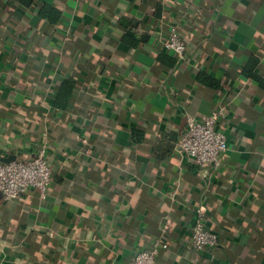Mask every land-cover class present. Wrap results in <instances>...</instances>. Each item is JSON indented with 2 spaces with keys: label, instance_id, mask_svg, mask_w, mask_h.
I'll return each mask as SVG.
<instances>
[{
  "label": "crops",
  "instance_id": "1",
  "mask_svg": "<svg viewBox=\"0 0 264 264\" xmlns=\"http://www.w3.org/2000/svg\"><path fill=\"white\" fill-rule=\"evenodd\" d=\"M219 105L228 148L200 167L175 144ZM45 142L44 196L0 198V264H126L156 239L157 264H264V0H0V162Z\"/></svg>",
  "mask_w": 264,
  "mask_h": 264
},
{
  "label": "built area",
  "instance_id": "2",
  "mask_svg": "<svg viewBox=\"0 0 264 264\" xmlns=\"http://www.w3.org/2000/svg\"><path fill=\"white\" fill-rule=\"evenodd\" d=\"M162 47L177 59L185 56V42L177 30H171L162 41ZM224 115V107L219 105L200 117L188 116L175 144V152L189 156L200 167L217 165L221 153L228 148L226 134L217 127L219 118ZM52 180L53 167L48 157L47 142L33 154L24 153L20 157L0 162V198L4 201L15 200L30 188L44 196ZM204 215L203 207L194 208L190 239L195 252L214 248L218 244V235L206 226ZM166 248V242L156 239L150 247L137 252L126 264H157L159 252ZM106 264L121 263L111 260Z\"/></svg>",
  "mask_w": 264,
  "mask_h": 264
},
{
  "label": "trees",
  "instance_id": "3",
  "mask_svg": "<svg viewBox=\"0 0 264 264\" xmlns=\"http://www.w3.org/2000/svg\"><path fill=\"white\" fill-rule=\"evenodd\" d=\"M20 1H21V3H23L26 6L30 5L33 2V0H20ZM39 14L42 17H47L50 21H54L58 18L57 10L54 9L53 7L49 6V5L42 6L40 8ZM251 68H252L251 66H248L247 68H245V73L246 74H252ZM198 79L200 81L208 83L209 85H215L216 84L213 79H211L210 77H208L206 75L199 74ZM63 86H65V89L61 88V90L58 94V97H57V103L59 105L60 104L62 105L63 101H66L68 99V96L70 95V92H71L72 86H71L70 82H65L63 84Z\"/></svg>",
  "mask_w": 264,
  "mask_h": 264
},
{
  "label": "water",
  "instance_id": "4",
  "mask_svg": "<svg viewBox=\"0 0 264 264\" xmlns=\"http://www.w3.org/2000/svg\"><path fill=\"white\" fill-rule=\"evenodd\" d=\"M14 157L12 156H8V158H6V160L5 161H9V160H11V159H13Z\"/></svg>",
  "mask_w": 264,
  "mask_h": 264
}]
</instances>
